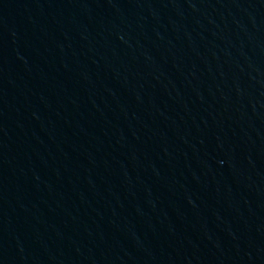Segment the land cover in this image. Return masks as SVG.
<instances>
[{
	"label": "water",
	"instance_id": "1",
	"mask_svg": "<svg viewBox=\"0 0 264 264\" xmlns=\"http://www.w3.org/2000/svg\"><path fill=\"white\" fill-rule=\"evenodd\" d=\"M0 264H264V0H0Z\"/></svg>",
	"mask_w": 264,
	"mask_h": 264
}]
</instances>
